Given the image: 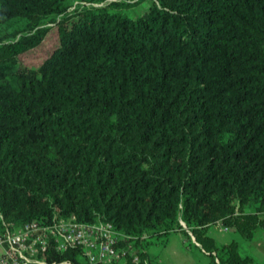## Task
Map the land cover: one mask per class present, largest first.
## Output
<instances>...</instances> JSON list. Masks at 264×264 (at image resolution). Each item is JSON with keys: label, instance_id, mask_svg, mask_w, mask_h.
I'll use <instances>...</instances> for the list:
<instances>
[{"label": "trees", "instance_id": "1", "mask_svg": "<svg viewBox=\"0 0 264 264\" xmlns=\"http://www.w3.org/2000/svg\"><path fill=\"white\" fill-rule=\"evenodd\" d=\"M72 214L130 246L111 264H157L174 232L213 264H264L241 248L264 230V0H0V216Z\"/></svg>", "mask_w": 264, "mask_h": 264}, {"label": "built area", "instance_id": "2", "mask_svg": "<svg viewBox=\"0 0 264 264\" xmlns=\"http://www.w3.org/2000/svg\"><path fill=\"white\" fill-rule=\"evenodd\" d=\"M117 235L108 222H80L74 214L54 215L45 222L31 220L22 225L9 223L0 216V264H71L68 260L49 259L50 250L76 247L82 249L88 264H111L130 253V246L117 248Z\"/></svg>", "mask_w": 264, "mask_h": 264}, {"label": "rangeland", "instance_id": "3", "mask_svg": "<svg viewBox=\"0 0 264 264\" xmlns=\"http://www.w3.org/2000/svg\"><path fill=\"white\" fill-rule=\"evenodd\" d=\"M108 1H111V0H108ZM145 6H146V3L135 6L134 9L132 10V13L142 11L145 8ZM128 14L131 15L130 12H128ZM24 24H25V20L20 19V18H15L7 22L3 26V28L6 31H11L13 29L23 27ZM57 42H58V38H57L56 29L52 28L47 33L42 44H40L39 46L35 48L28 50L27 52L19 56L21 63L27 66L29 65L31 67L37 66L50 53L51 49L57 44ZM210 231H211V235H213L215 239L219 242H224L226 238L230 236L228 234L229 229L223 230L220 225L213 226L210 229ZM178 238L179 236L172 233L168 237L162 236L160 238L153 239V242L152 244H150L149 250H148L150 255L153 256V255L159 254V252L160 253L162 252L161 259L164 260L163 262L162 261H159V263L156 262L157 264H168L169 263V260L166 255V251L168 247L170 246V244L175 243L176 241L178 242ZM194 257H196V259H202L201 256L197 254H194Z\"/></svg>", "mask_w": 264, "mask_h": 264}, {"label": "crops", "instance_id": "4", "mask_svg": "<svg viewBox=\"0 0 264 264\" xmlns=\"http://www.w3.org/2000/svg\"><path fill=\"white\" fill-rule=\"evenodd\" d=\"M216 226V225H214ZM219 226V224H218ZM178 238V242L170 244L166 251L167 258L169 260L168 264H213L211 258L199 248L198 243L195 242L194 238L191 237L194 245L189 244V240L185 238L182 233L174 232ZM228 234L230 235L224 242L230 241L234 234L229 230ZM169 244V242H168ZM242 251L248 254L253 255L259 260H264V230L258 229L254 237L248 241H241ZM162 253V252H161ZM153 255L155 256L156 261L162 260V254ZM194 254L201 256L202 259H196Z\"/></svg>", "mask_w": 264, "mask_h": 264}]
</instances>
